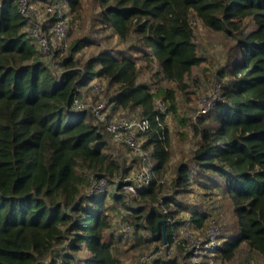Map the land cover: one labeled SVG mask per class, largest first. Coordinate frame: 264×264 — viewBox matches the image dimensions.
I'll list each match as a JSON object with an SVG mask.
<instances>
[{
  "label": "trees",
  "instance_id": "trees-1",
  "mask_svg": "<svg viewBox=\"0 0 264 264\" xmlns=\"http://www.w3.org/2000/svg\"><path fill=\"white\" fill-rule=\"evenodd\" d=\"M49 1L72 12L82 6V0ZM95 1L110 39L82 58L76 52L96 38H73L65 48L53 43L47 55L18 1L0 0V264H139L123 256L134 244L164 243L160 204L169 215L186 214L191 226L206 227L209 210L185 202L196 187L203 196L220 194L223 213L229 212L215 218L222 234L212 257L231 262L242 246L247 258L264 264V0ZM52 20H45L46 32ZM196 21L231 40V52L213 84L218 99L190 122L197 140L175 162L167 195L160 175L173 152L164 117L179 116L178 91L203 60ZM93 78L105 82L112 112L150 120L142 146L155 177L136 198L114 182L131 170L125 151H116L89 110L72 107L77 87ZM157 101L166 108L159 120ZM93 174L108 177L110 192L87 194ZM122 211L118 226L114 215ZM171 230L166 223L167 242ZM129 237L137 243L123 248ZM174 248L181 259L159 256L151 264H193L189 250ZM210 257L203 253L202 264H211Z\"/></svg>",
  "mask_w": 264,
  "mask_h": 264
},
{
  "label": "built area",
  "instance_id": "built-area-1",
  "mask_svg": "<svg viewBox=\"0 0 264 264\" xmlns=\"http://www.w3.org/2000/svg\"><path fill=\"white\" fill-rule=\"evenodd\" d=\"M22 14L28 19L31 24V34L41 52L51 55L54 51L52 45L59 42L62 48H65L69 34V20L67 6L61 1H38L42 8L36 7L29 0H17ZM48 18H53L48 27V32L44 28V22ZM55 46V45H54ZM52 60V59H51ZM83 86L77 87V94L72 97V107L75 109H87L93 116L94 120L107 132L110 133L111 139L125 149L127 163L130 166V171L126 174L121 173L114 180L116 187L121 189L133 197H137L144 191L153 178L155 173L151 167L152 161L149 158L147 151L143 148V133L151 128L150 120L143 116L131 112L115 114L111 111L107 100L101 96V86L98 82H92L89 85L90 96L85 94L81 89ZM219 97L218 85L213 87L211 91L200 98L197 115L208 112L215 101ZM94 98V99H92ZM156 119L166 112L165 105L157 101ZM91 186L88 195L95 193H103L110 189L111 181L105 175L93 174L90 178ZM160 181H164L162 177ZM162 203L163 199L159 198ZM160 210L166 216L163 218L165 223H168L171 230V240L164 242L162 259L170 261L175 254L174 247L180 244L184 249L190 251V260L193 264H202L201 256L203 253H208L210 262L215 248L220 243L222 230L215 219L210 218L206 227L200 236L195 233L191 226L188 216H184L182 221L174 225L175 217L168 214V208L160 204ZM121 229L130 233L132 227L123 222ZM169 252V253H168ZM158 251L150 249L139 257V264H151L158 256ZM172 255V256H171ZM171 256V257H170ZM176 257H180L178 255Z\"/></svg>",
  "mask_w": 264,
  "mask_h": 264
},
{
  "label": "rangeland",
  "instance_id": "rangeland-1",
  "mask_svg": "<svg viewBox=\"0 0 264 264\" xmlns=\"http://www.w3.org/2000/svg\"><path fill=\"white\" fill-rule=\"evenodd\" d=\"M33 5L42 8V5L39 3H35ZM67 12L69 20V34L68 38L66 39L67 46H70L72 42L71 40L73 38L90 36L98 40L97 44H83L81 48L76 52V56L87 58L92 53L98 51L99 48L108 44L107 40H109L110 38L105 39V36L109 34V31L101 25L98 16V8L95 0H82V6L80 7L79 11L72 12L70 9L67 8ZM194 39L198 45V52L203 57V60L199 65L194 66L190 74L187 76L186 81L188 87L185 90L178 91L177 100L179 107V116L177 117L173 113H168L164 117V123L168 132V144L173 152L172 164L168 165L164 172L160 175V178H164L163 182L165 184V191L167 195L172 193V188H170L169 181L174 174L175 162L179 161L186 151L189 152L190 150H192L193 146L196 143L197 136L194 134L190 122L194 118L195 114H197L196 112L199 107V100L202 96L212 90V88L214 87L213 84L216 80H218L217 72L221 68V66H223V64L226 62L227 55L231 52V40H226V38H224L220 32L208 30L207 28L202 26V24L198 21L195 22ZM112 45L114 44L112 43ZM223 80H226V78H224ZM92 82L99 83V85L101 86L100 94L102 97L105 98V82H102L97 78L91 79L88 82V85L83 86L81 89L85 92V94L90 96L91 92L89 85ZM127 112L130 111L118 110L114 113L124 114ZM112 144L116 151H125L121 145H116L113 142ZM112 187L113 185L111 184V187L109 190H107V192H110ZM185 202H188L193 206H201V208L204 209L207 208L210 212L209 217H212L213 219L217 218L218 221L222 219L223 214H229L228 211H226V213H223V203L220 194H216L214 196H203L202 191L197 187L195 191L191 192L189 195H187V197H185ZM112 203L113 199L108 196L107 204L110 205ZM124 213L125 212L122 211V213L119 212L114 215V223L116 225L119 224V217H122ZM183 215L188 216L186 214ZM183 215L179 213L175 215V218L179 219L181 217H184ZM193 230L196 234L203 236V228L193 227ZM141 232L145 236L150 235L147 230ZM130 233L132 234V232ZM134 242H136L135 238L129 237L127 245H124L123 248L128 247V245L130 246V243L133 244ZM163 246L164 244L159 239L151 241L147 246L134 244V247L131 250L127 251V255L123 256V258L125 259V261H128L130 258H133V262H136L142 252H146L150 249L157 250L159 252L158 256H162L164 254V250L162 252ZM175 251L179 252L178 250ZM246 253L247 251H245L241 246L240 250L236 253L235 257L231 262L220 261L219 259H214V257H212V263L261 264L258 257H256L255 255H251L249 256V258H247V255L249 254Z\"/></svg>",
  "mask_w": 264,
  "mask_h": 264
},
{
  "label": "water",
  "instance_id": "water-1",
  "mask_svg": "<svg viewBox=\"0 0 264 264\" xmlns=\"http://www.w3.org/2000/svg\"><path fill=\"white\" fill-rule=\"evenodd\" d=\"M160 223L162 224V230L164 232V242H167V239H166V236H165V233H166V223H165V221L163 219L160 221ZM157 234H158V232H157ZM176 255H178V252H175V254L172 256V259L175 258Z\"/></svg>",
  "mask_w": 264,
  "mask_h": 264
}]
</instances>
